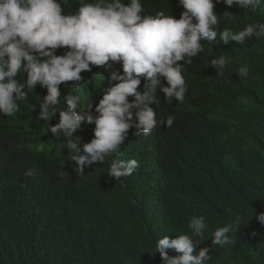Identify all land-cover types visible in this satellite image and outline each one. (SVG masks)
<instances>
[{"label": "trees", "instance_id": "trees-1", "mask_svg": "<svg viewBox=\"0 0 264 264\" xmlns=\"http://www.w3.org/2000/svg\"><path fill=\"white\" fill-rule=\"evenodd\" d=\"M69 2L66 14L78 6V0ZM142 3L145 14L164 11L179 19L184 11L178 0ZM214 11L221 15L218 31L264 23V0L255 9L215 3ZM202 44L204 52L183 66V101L165 104L158 91L161 103L150 105L158 120L174 115L173 125L148 135L129 129L118 157H105L82 175L68 161L75 153L67 140L75 137L57 139L37 119L45 88L37 84L18 101V113L0 114V264H162L156 241L180 234L194 243L202 239L197 251L209 247L205 264H264V225L256 219L264 213V38ZM219 56L227 59L223 76L210 66ZM245 64L248 75H237ZM80 75L86 80L76 93L60 86L59 106L64 96L77 94L80 110L87 105L85 113L94 114L107 73L93 66ZM93 128L84 122L73 135L82 145L93 138ZM113 159H136L139 167L114 180L107 175ZM28 169L32 177L24 175ZM194 216L204 219L202 237L188 228ZM229 223L232 242L211 245L214 231Z\"/></svg>", "mask_w": 264, "mask_h": 264}, {"label": "clouds", "instance_id": "clouds-1", "mask_svg": "<svg viewBox=\"0 0 264 264\" xmlns=\"http://www.w3.org/2000/svg\"><path fill=\"white\" fill-rule=\"evenodd\" d=\"M220 2L255 9L261 0H215ZM178 3L184 11L176 19L164 11L145 14L142 0H78L76 10L67 14L65 7L72 6L69 0H0V114L7 117L18 113V101H26L37 84L45 88L37 119L47 122V133L57 139L75 137L67 140V150L75 153L68 161L75 162L77 175L95 163L102 164L105 157H118L129 129L148 135L162 124L170 128L175 116L158 120L150 105L161 103L158 91L164 94L165 104H172L173 99L183 101L187 92L183 66L204 52L203 41L220 46L264 38V23L248 24L239 31H218L221 15L214 11V0ZM61 48L66 49L63 55L55 54ZM226 64L225 56L210 61L218 76L224 75ZM93 66L103 69L108 78L92 109L94 114L85 113L87 105L80 110L77 94L64 96L61 108L60 86L68 84L76 93L86 80L80 73L90 72ZM248 73L245 64L236 74L246 77ZM54 118L58 122L50 125ZM84 122L94 125L93 138L81 145L80 137L73 134ZM138 167L136 159H113L107 175L118 180ZM24 175L32 177L33 170H26ZM256 219L264 225V213ZM205 227L203 217L194 216L188 223L192 236L202 237ZM232 229L233 223L217 228L211 245L230 244L228 233ZM200 241L194 243L187 234L175 238L164 235L156 241L155 253H159L162 264H205L211 258L210 249L197 251ZM169 249L176 255H169Z\"/></svg>", "mask_w": 264, "mask_h": 264}, {"label": "bare ground", "instance_id": "bare-ground-1", "mask_svg": "<svg viewBox=\"0 0 264 264\" xmlns=\"http://www.w3.org/2000/svg\"><path fill=\"white\" fill-rule=\"evenodd\" d=\"M155 164H157V163H155Z\"/></svg>", "mask_w": 264, "mask_h": 264}]
</instances>
